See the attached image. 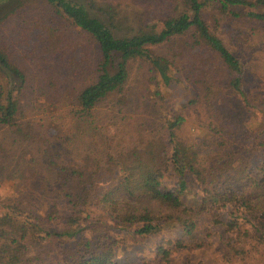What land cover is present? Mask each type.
<instances>
[{
	"label": "trees",
	"instance_id": "trees-1",
	"mask_svg": "<svg viewBox=\"0 0 264 264\" xmlns=\"http://www.w3.org/2000/svg\"><path fill=\"white\" fill-rule=\"evenodd\" d=\"M44 1L99 46L95 79L71 102L79 126L71 137L87 127L85 136L98 135L105 144L97 154V148H85L83 162L67 161L42 139L36 152L42 151L60 189L50 199L43 186L34 187L36 169L23 173L20 187L0 194V264H121L117 259L129 243L145 244L167 231L179 236L161 242L153 260L136 264H264V93L255 97L248 90L249 67L207 15L264 23V0H172L169 7L177 8L150 28H143V12L116 22L120 35L76 0ZM169 43L176 48L172 59L151 50ZM133 60L151 69L158 107L151 119L138 115L136 135L121 126L131 120L134 103L149 100L141 95L136 102L130 92ZM3 68L20 83L0 94V124L25 132L37 146L18 122L25 77L0 51ZM179 81L194 95L172 107L167 93ZM102 104L108 117L95 114ZM191 111L197 114L193 137L183 134ZM71 137L70 151L79 155ZM2 171L0 166V176ZM169 178L177 180L176 189L165 183ZM43 198L50 203L39 207ZM215 226L229 236L210 251ZM179 251L191 253L179 259Z\"/></svg>",
	"mask_w": 264,
	"mask_h": 264
},
{
	"label": "rangeland",
	"instance_id": "rangeland-1",
	"mask_svg": "<svg viewBox=\"0 0 264 264\" xmlns=\"http://www.w3.org/2000/svg\"><path fill=\"white\" fill-rule=\"evenodd\" d=\"M76 1L84 4L92 15L111 25L117 35L122 34V27L116 25V22L120 25V21L126 16L131 19L133 13H146L140 18L145 20L143 28H147L151 24L160 23L164 16L172 12L170 9L177 8L174 4L169 7L172 0ZM101 7L105 8V11L101 12L99 10ZM207 15L211 28L249 67L248 90L255 94V97L262 91L264 93V23L242 18L223 17L220 20L208 12ZM121 25L124 26L123 29L128 27L124 23ZM151 50L157 55L171 59L175 57L176 52L172 43L155 46ZM0 51L25 77L22 80L23 88L18 93L20 102L18 122L21 127L32 133L33 140L38 142L37 146H32L25 140L27 139L24 136L25 132H15L0 124V166L3 168L0 176V194L5 195L14 186L20 187L24 172L31 174L32 170L38 169V177L33 180L32 185L37 188L43 186L41 188L45 189L48 193L46 195L52 199L60 187L55 172L47 167L45 159L41 157L42 151L36 152L42 145V139L48 138L56 153L61 154L63 160L66 158L67 161L79 159L83 162L85 148H97V154L105 144L98 135L89 138L85 136L83 132L87 127L81 128L80 134L71 137L79 127L73 123L71 102L81 89L95 79L101 58L99 46L80 28L58 16L44 0H0ZM130 73L128 87L132 96L136 98L135 101L140 102L141 95H147L149 99L146 104L134 103L131 120L127 119L121 123L125 131L134 129L136 135L139 126V120L136 119L138 115H142V119L143 116L151 119L152 113L158 107L153 106L156 100L152 97L154 90L151 88L155 82L151 79L153 73L148 64L141 60H133L130 64ZM181 73L182 71L179 72V76L186 79V75ZM18 83L20 80L12 72L6 68L0 71V94L9 88L17 87ZM193 91L188 83L181 84L179 81V84L173 85L167 93L169 104L172 107L181 105V102L188 101L194 95ZM107 112L105 104L95 110V114L102 117H108ZM196 117L197 114L191 111L190 121L183 128L185 136L193 137L196 133L194 126ZM149 123L154 124V121ZM86 125L84 124V127ZM70 137L79 148V155L78 152L71 153V143L67 142ZM124 138L127 141L130 135ZM48 147H43L42 150ZM65 150L70 153L68 156H65ZM32 155L37 160L32 161ZM106 180L104 179L102 186L107 188L110 182ZM165 183L171 189L177 188V180L174 178L166 179ZM48 203L50 200L43 198L38 204L39 207H45ZM224 216L228 219L227 210ZM178 236V231H167L163 236L147 240L145 244L129 243L119 254L117 261L121 264H136L143 260H153L157 246L161 242L173 240ZM228 236L222 226H215L208 241V250L218 248L219 242L226 240ZM193 252L192 254L196 255L200 251ZM188 253L191 252L179 251L176 255L181 259Z\"/></svg>",
	"mask_w": 264,
	"mask_h": 264
}]
</instances>
